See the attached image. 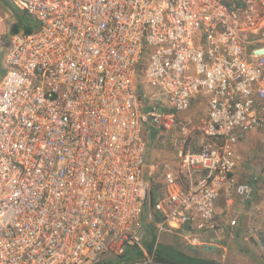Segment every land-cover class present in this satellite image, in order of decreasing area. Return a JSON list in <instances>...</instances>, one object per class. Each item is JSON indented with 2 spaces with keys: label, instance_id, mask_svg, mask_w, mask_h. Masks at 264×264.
I'll return each mask as SVG.
<instances>
[{
  "label": "built area",
  "instance_id": "2783aa9c",
  "mask_svg": "<svg viewBox=\"0 0 264 264\" xmlns=\"http://www.w3.org/2000/svg\"><path fill=\"white\" fill-rule=\"evenodd\" d=\"M15 5L36 28L6 37L0 15V264H96L138 244L152 218L147 122L178 123L184 137L177 164L155 166L166 187L160 232L196 241L216 227L221 189L250 196L233 174L236 144L264 129V0ZM142 71L173 112L142 113ZM198 95L207 122H180ZM195 131L197 152L187 146Z\"/></svg>",
  "mask_w": 264,
  "mask_h": 264
},
{
  "label": "crops",
  "instance_id": "0c3cea01",
  "mask_svg": "<svg viewBox=\"0 0 264 264\" xmlns=\"http://www.w3.org/2000/svg\"><path fill=\"white\" fill-rule=\"evenodd\" d=\"M139 78L136 86L142 103V113L146 114L153 109L159 112H173L167 103L168 100L162 101L165 96L149 86L145 71L141 72ZM208 114V97L198 95L194 98L192 107L187 112L180 113L179 118L180 122H192L198 127L207 122ZM144 138L148 151L145 177L152 183L155 191L163 189L162 193L165 194L166 187L161 172H157L155 166L165 163L177 164V144L184 140L180 126L177 123L170 130L158 132L155 126L147 122ZM204 141L203 133L195 131L187 138L188 149L197 152ZM235 157L234 178L239 184L251 185L252 193L249 197H243L235 190L221 189L214 206L216 227L200 234L196 241H191L188 245V250L193 255L214 259L221 264L233 250L240 252L244 249H240L239 244L248 247L249 233L264 226V129L253 130L236 144ZM184 185L190 187L188 179L184 180ZM261 238L264 242L262 235L259 239L261 244L257 246L264 247Z\"/></svg>",
  "mask_w": 264,
  "mask_h": 264
},
{
  "label": "trees",
  "instance_id": "16d2710c",
  "mask_svg": "<svg viewBox=\"0 0 264 264\" xmlns=\"http://www.w3.org/2000/svg\"><path fill=\"white\" fill-rule=\"evenodd\" d=\"M10 11L12 12V17L7 19L4 24V35L9 37L10 35L25 33L29 34L33 31V28H36L34 20L28 15L27 12L20 10L17 6L11 5ZM165 194L157 196L155 189H151L150 192V206L147 209V213L152 215V218L145 220L147 227L151 230L156 229V225L162 222L164 216L161 212L156 209V201L164 198ZM151 220L150 222H148ZM154 231V230H153ZM155 238H153V243ZM262 243L264 244L262 238ZM262 244V245H263ZM148 253L155 256L156 261L162 264H221L219 261L214 259H206L197 257L184 249L174 251L172 246L168 247H157L154 250L152 243H149L148 246H143ZM145 253L143 250L137 246L129 247L126 253L121 257H115L117 260H109V258L100 259L96 264H131L141 259H144Z\"/></svg>",
  "mask_w": 264,
  "mask_h": 264
},
{
  "label": "rangeland",
  "instance_id": "374dc122",
  "mask_svg": "<svg viewBox=\"0 0 264 264\" xmlns=\"http://www.w3.org/2000/svg\"><path fill=\"white\" fill-rule=\"evenodd\" d=\"M15 1L16 0H0V15L4 19V24H5L7 19L12 17V12L10 11V6L14 5ZM143 60L145 61L144 63H146V65H147L149 62L148 57L145 56ZM140 74L141 73H139V75H137V77L135 79L136 84L140 79L139 78ZM162 101L165 102L166 98L163 97ZM157 131L161 132L162 129L157 128ZM152 182H154V181H152ZM158 184H160V183H158ZM153 187L154 186L152 185V189H153ZM162 190L163 189H159V191L158 190L155 191L157 196L162 194V192H163ZM145 220H148V218L145 217L142 220V229L139 231V234H138L140 241L138 244L135 245V246H137L143 250V252L145 253V256H151V254L148 253L146 251V249L143 247V246H145V247L148 246L149 243H152V245L154 246L153 247L154 250L156 249V246L157 247L158 246L159 247L172 246L174 248L173 250L176 252H178L177 250H180V249H184L185 251H187L189 249L188 245H189V243H191L190 239L185 238V237H183L177 233H174V234L163 233V232L161 233V232H159V229L157 226H156V229H153L154 230L153 231L147 227V223ZM150 221L151 220H149L148 222H150ZM262 235L264 237V226H261L260 229L255 228L254 232L251 231L248 235L249 236V239H247L248 240V247L247 246L245 247V244H242V245L239 244L238 247H240V249H242V247H244V249L240 250V252L233 250L230 253L229 257H228V255H226V258L223 259L224 263H222V264H264V247L257 246L258 244H261L259 239ZM153 238H155L154 243H153ZM135 246H132V247H135ZM198 249H200V248L198 247ZM103 258H109V260H114V261L117 260V258L110 256V255H106V256L102 257L101 259H103Z\"/></svg>",
  "mask_w": 264,
  "mask_h": 264
}]
</instances>
